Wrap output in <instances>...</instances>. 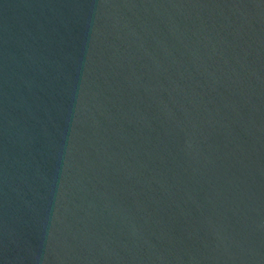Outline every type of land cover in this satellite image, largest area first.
<instances>
[{"label": "water", "instance_id": "95a60500", "mask_svg": "<svg viewBox=\"0 0 264 264\" xmlns=\"http://www.w3.org/2000/svg\"><path fill=\"white\" fill-rule=\"evenodd\" d=\"M0 264H264V0H0Z\"/></svg>", "mask_w": 264, "mask_h": 264}]
</instances>
